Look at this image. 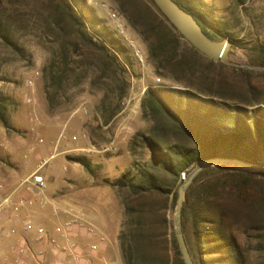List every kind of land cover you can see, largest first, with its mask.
Segmentation results:
<instances>
[{"label": "rangeland", "instance_id": "1", "mask_svg": "<svg viewBox=\"0 0 264 264\" xmlns=\"http://www.w3.org/2000/svg\"><path fill=\"white\" fill-rule=\"evenodd\" d=\"M78 1L94 8L103 20L101 25L105 23L129 49L132 63L121 59L128 92L119 97L121 82L104 71L100 53L81 40L70 20L62 19V0H0V18L11 26L20 48L8 46L0 37V93L8 97L6 107H0L7 120L0 119V176L8 165L29 175L43 159H50L41 170L51 176L47 178L48 199L72 204V211L53 207L57 216L69 214L59 223L80 215L102 225L109 237L106 256L124 264L121 235L130 223L132 207L140 203L146 212L141 219L154 228L160 251L173 256L177 238L172 190L182 183L170 179L168 190L141 198L113 183L124 173L135 174L151 164L152 153L141 142L142 135H153L156 123L142 106L146 91L168 86L209 92L221 86L231 103L245 102L264 98V70L226 63V67L212 66L203 58L202 70L184 73L177 62H162L151 50V33L141 18L142 12L156 10L150 0H68ZM205 1L209 13L229 32L232 60L264 65V0ZM184 46V50L189 48ZM63 70L66 78L56 85L52 76ZM249 86L258 91L248 95ZM169 140L194 146L177 132ZM69 156H84L90 167ZM3 181L0 177V184ZM88 186H96L98 194H86ZM187 235L190 238L189 231ZM239 239L248 244L242 231ZM251 260V264H264V251L252 250Z\"/></svg>", "mask_w": 264, "mask_h": 264}, {"label": "trees", "instance_id": "2", "mask_svg": "<svg viewBox=\"0 0 264 264\" xmlns=\"http://www.w3.org/2000/svg\"><path fill=\"white\" fill-rule=\"evenodd\" d=\"M175 1L197 18L211 38L222 40L229 36L222 21L209 13L205 0ZM150 2L156 10L151 14L142 12V24L151 33L153 54L162 62H177L184 73L202 70L203 58L212 66H227L207 58L186 40L182 42L184 36L155 2ZM60 11L62 19L70 20L77 28L81 40L100 53L104 71L121 82L119 97L123 98L129 82L122 75L126 67L121 59L132 63L127 46L105 23L101 25L103 20L86 2L62 0ZM0 37L8 46L20 49L11 26L2 18ZM184 43L189 46L186 50ZM65 73L64 70L54 73L53 82L61 85ZM256 91L255 86L247 89L248 95ZM7 103L8 97L0 93V107L5 108ZM142 106L156 122L153 135L141 138L152 153L151 164L135 174L124 173L113 182L121 189L129 188L139 198L145 193L168 190L170 179L183 183L192 169L206 158L234 157L264 165V98L231 103L221 86L209 92L162 86L149 88ZM0 119L7 123L3 111ZM173 132L183 134L194 146L172 143L169 138ZM69 157L90 167V161L84 156ZM178 190H172L175 202ZM145 214L140 203L131 209L130 223L120 241L124 264H186L176 239L173 256L160 251L154 228L141 219ZM183 225L196 264H251V251H264V171L218 165L206 168L186 192ZM240 231L246 234L248 244L239 239Z\"/></svg>", "mask_w": 264, "mask_h": 264}, {"label": "built area", "instance_id": "3", "mask_svg": "<svg viewBox=\"0 0 264 264\" xmlns=\"http://www.w3.org/2000/svg\"><path fill=\"white\" fill-rule=\"evenodd\" d=\"M141 50L136 54L141 56ZM50 162L43 159L38 169L26 180L31 183L30 191L43 206L49 203L47 195V178L41 172ZM35 191V193H34ZM3 198L0 201V219L3 213L13 208L11 217L13 225L6 227L0 222V264H120L106 256L109 245L108 235L94 226L78 218L58 223L53 229L38 223L35 216L21 214V208L33 203V198L21 196L15 200L14 192L7 193L0 184ZM37 192V193H36ZM57 216V212H55ZM83 234L90 238L81 242L77 236ZM11 238L8 249L3 248V240Z\"/></svg>", "mask_w": 264, "mask_h": 264}, {"label": "water", "instance_id": "4", "mask_svg": "<svg viewBox=\"0 0 264 264\" xmlns=\"http://www.w3.org/2000/svg\"><path fill=\"white\" fill-rule=\"evenodd\" d=\"M161 12L175 26V28L201 53L215 61L223 63L264 70V65H253L238 63L232 60L230 49L233 45L231 39L216 40L211 38L202 28L197 18L188 10L180 6L175 0H153ZM227 166L248 171H264V165L245 161L234 157H210L200 161L191 171L190 175L184 179L178 190L176 200L174 225L177 243L186 264H196L189 248L183 225V207L186 200V192L194 179L206 168L210 166Z\"/></svg>", "mask_w": 264, "mask_h": 264}, {"label": "crops", "instance_id": "5", "mask_svg": "<svg viewBox=\"0 0 264 264\" xmlns=\"http://www.w3.org/2000/svg\"><path fill=\"white\" fill-rule=\"evenodd\" d=\"M66 164L64 166V168H66ZM19 167L18 166H12V165H8V167L3 171L2 175L0 176L1 179H3V184L5 186V190L7 193L9 192H14V198L15 200H19L21 196L27 197V198H33V203L26 205L25 207L21 208L20 212L23 215H28V216H35V219L38 223H42L46 226H48L49 228L53 229V227L55 225H57V223L60 222V220L63 219H67L69 218V214H63L59 216L55 217V212H53V207L55 209H58L57 207H60V209H63L65 211H72L69 210V205H72L71 203H69L67 200H59V199H53L51 198L49 200V203L46 205H40V203L38 202V200H35L36 197L31 191L30 188L31 187V183L30 182H26L27 178L34 173L35 171H33L31 174L29 175H22L19 171H18ZM46 176V175H45ZM49 178V180H51V176L47 177ZM59 180V179H58ZM57 180V181H58ZM51 188V186H50ZM53 188V186H52ZM52 188L50 189V191L52 190ZM99 190L96 186H88L87 190H86V194H98ZM35 193V191H34ZM37 193V192H36ZM3 198V193L0 192V201ZM89 202V200H87ZM61 202V203H60ZM90 203V202H89ZM59 204V205H58ZM13 213H15L14 209L11 207L9 208L8 211H5L3 213L4 218L5 219H0L1 224L5 225L6 227H9L11 225H13V221H11V217L13 215ZM79 215V214H77ZM80 217L79 219L83 220L84 222H87L89 224H93L94 226L98 227L99 229L102 230L101 226L102 225H98L96 223H94L93 221L86 219L84 216H78ZM104 231V230H102ZM84 232L82 231L81 234H83ZM77 239L81 242H87L90 240L89 237L83 235H79L77 236ZM11 238H6L5 240H3V248L5 250L8 249L9 245L11 244Z\"/></svg>", "mask_w": 264, "mask_h": 264}]
</instances>
